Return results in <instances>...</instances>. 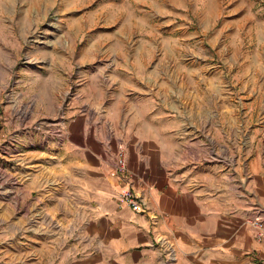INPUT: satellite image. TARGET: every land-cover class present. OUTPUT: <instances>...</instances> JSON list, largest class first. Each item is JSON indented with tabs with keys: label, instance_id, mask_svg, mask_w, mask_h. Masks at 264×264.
<instances>
[{
	"label": "crops",
	"instance_id": "crops-1",
	"mask_svg": "<svg viewBox=\"0 0 264 264\" xmlns=\"http://www.w3.org/2000/svg\"><path fill=\"white\" fill-rule=\"evenodd\" d=\"M154 67L141 54L123 61L114 104L70 109L47 143L39 120L38 135L8 131L26 128L28 113L0 115V236L21 249L0 264H165L163 239L174 264H264V238L249 223L264 218V145L241 158L219 154L213 126L207 142L192 136L154 87L165 79ZM128 189L144 211L121 201Z\"/></svg>",
	"mask_w": 264,
	"mask_h": 264
},
{
	"label": "rangeland",
	"instance_id": "rangeland-1",
	"mask_svg": "<svg viewBox=\"0 0 264 264\" xmlns=\"http://www.w3.org/2000/svg\"><path fill=\"white\" fill-rule=\"evenodd\" d=\"M142 45L147 53L137 51ZM139 54L165 78L154 87L192 136L207 142L213 126L220 155L259 153L264 0H0V115L28 113L26 128L8 131L38 135L39 120L43 141L55 140L70 109L114 104V77ZM17 241L0 236V254L21 250Z\"/></svg>",
	"mask_w": 264,
	"mask_h": 264
},
{
	"label": "built area",
	"instance_id": "built-area-1",
	"mask_svg": "<svg viewBox=\"0 0 264 264\" xmlns=\"http://www.w3.org/2000/svg\"><path fill=\"white\" fill-rule=\"evenodd\" d=\"M126 169V161L123 156H120L116 162V172L122 173ZM121 201L126 203L134 211H144L146 207V202L143 197L136 193L135 191L128 189L125 190L121 195ZM249 223L257 229V238H264V218L260 216H255L249 219ZM162 242L165 245V252L167 261L165 264H174L175 261V251L173 246L166 240L163 239Z\"/></svg>",
	"mask_w": 264,
	"mask_h": 264
}]
</instances>
